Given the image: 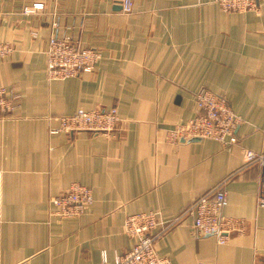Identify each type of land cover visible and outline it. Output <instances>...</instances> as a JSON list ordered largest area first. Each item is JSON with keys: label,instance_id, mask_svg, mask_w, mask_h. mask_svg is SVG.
Returning a JSON list of instances; mask_svg holds the SVG:
<instances>
[{"label": "crops", "instance_id": "crops-1", "mask_svg": "<svg viewBox=\"0 0 264 264\" xmlns=\"http://www.w3.org/2000/svg\"><path fill=\"white\" fill-rule=\"evenodd\" d=\"M41 3L36 11L24 7ZM0 0V87L19 108L0 113V264H99L132 247L128 214L176 216L226 177V215L242 233L217 243L181 218L155 242L171 264H264V206L258 164L243 149L264 150V0L225 12L214 0ZM69 36L101 56L91 72L46 77L50 35ZM227 97L241 121L229 148L213 139L171 143L167 131L196 113L195 93ZM79 108L116 109L109 133L59 127ZM90 187L79 216L48 212L49 197L72 183Z\"/></svg>", "mask_w": 264, "mask_h": 264}, {"label": "built area", "instance_id": "built-area-1", "mask_svg": "<svg viewBox=\"0 0 264 264\" xmlns=\"http://www.w3.org/2000/svg\"><path fill=\"white\" fill-rule=\"evenodd\" d=\"M225 12H243L257 9V0H214ZM124 13L132 10L133 0H117ZM41 3L24 7V12L36 11ZM13 51L10 43L0 41V57ZM46 77L60 80L93 71L101 53L90 46H79L69 36L50 35L45 49ZM18 93L0 87V113H12L19 108ZM196 113L184 122L175 123L167 131V140L178 143L192 138H206L217 141L222 147L229 148L238 142L236 128L241 119L231 107L227 97L208 88L195 93ZM59 127L50 132L61 130L72 133L88 130L92 133H109L116 129L118 116L116 109L85 110L79 108L71 114L60 115ZM246 165L258 164L261 170L257 204L264 206V150L243 149ZM226 177L198 195L176 216L164 219L155 211L128 214L124 219V231L135 239L132 247L115 255L112 262L103 256L99 264H171L168 257L160 255L156 240L183 217H191L192 231L197 237L213 235L217 243H224L234 233L245 230V221L239 217L224 214L227 203L224 184ZM1 192V176H0ZM90 187L79 182L72 183L62 193L48 199L50 216L59 218L81 215L92 203Z\"/></svg>", "mask_w": 264, "mask_h": 264}, {"label": "water", "instance_id": "water-1", "mask_svg": "<svg viewBox=\"0 0 264 264\" xmlns=\"http://www.w3.org/2000/svg\"><path fill=\"white\" fill-rule=\"evenodd\" d=\"M118 7H121L120 4L118 5ZM199 138H192L191 140H198Z\"/></svg>", "mask_w": 264, "mask_h": 264}]
</instances>
